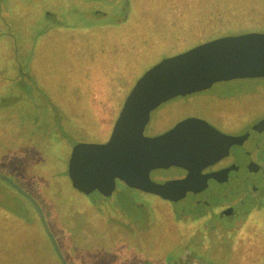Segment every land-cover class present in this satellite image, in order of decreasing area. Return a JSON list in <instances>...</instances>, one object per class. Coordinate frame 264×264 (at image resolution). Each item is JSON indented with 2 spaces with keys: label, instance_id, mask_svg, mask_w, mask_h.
<instances>
[{
  "label": "rangeland",
  "instance_id": "1",
  "mask_svg": "<svg viewBox=\"0 0 264 264\" xmlns=\"http://www.w3.org/2000/svg\"><path fill=\"white\" fill-rule=\"evenodd\" d=\"M60 1L82 14L73 11L76 15L68 21L56 12L50 19L40 15L43 0H0V37H9L0 42V264H166L169 260L186 264L190 253L199 254L201 247L181 245L198 240L197 228L191 231L193 225L183 224L177 214L181 208L193 207L190 212L202 217L203 209L188 200L177 207L139 195L117 181L109 197L96 192L84 195L70 180L71 156L76 146L100 144L111 135L129 92L163 59L223 35L264 33L261 19L249 15L253 4L258 9L264 4L258 0ZM41 26L52 29L37 43ZM228 88H235L231 99L236 111L228 116L235 120L232 130L241 131L264 117V79L219 82L209 94H228ZM199 112L207 115L206 110ZM226 120H219L220 126L225 127ZM150 128L144 129L145 137H152ZM237 150L230 155L241 162ZM9 172L14 174L8 176ZM176 172L155 170L150 179ZM259 178L254 179L257 184L264 181ZM262 185H256L262 195L244 201V209L240 200H234L233 217L220 219L205 212L206 225L201 227H222L212 240L216 246L203 259L219 257L220 246L231 242L233 227L238 235L232 234V243L245 252L242 263L264 264ZM229 194L225 190L218 195ZM11 232L13 241L8 238ZM188 232L190 237L184 240L182 234ZM207 239L202 236L198 244L208 243Z\"/></svg>",
  "mask_w": 264,
  "mask_h": 264
},
{
  "label": "water",
  "instance_id": "2",
  "mask_svg": "<svg viewBox=\"0 0 264 264\" xmlns=\"http://www.w3.org/2000/svg\"><path fill=\"white\" fill-rule=\"evenodd\" d=\"M238 79H264V33L221 36L163 59L129 92L109 140L104 144L76 146L68 173L72 185L84 195L98 192L109 197L115 182L121 181L129 188L176 203L186 201L189 194L207 188L213 190L237 175L258 174L254 179L260 177L261 182L264 171L251 162L250 154L258 148L264 150V117L239 136L223 135L206 123L194 120L181 122L155 138L145 137L143 133L150 112L160 104L208 89L214 83ZM234 148L238 149L235 155L242 158L241 162L200 177L202 169L229 156ZM171 166L187 170V177L164 184L150 181L152 170ZM243 178L239 176L236 182L225 187L236 188ZM39 215L46 228L41 212Z\"/></svg>",
  "mask_w": 264,
  "mask_h": 264
},
{
  "label": "flooded vegetation",
  "instance_id": "3",
  "mask_svg": "<svg viewBox=\"0 0 264 264\" xmlns=\"http://www.w3.org/2000/svg\"><path fill=\"white\" fill-rule=\"evenodd\" d=\"M213 85H211L208 89H205V90H202L196 93H192V94L185 95V96H178L173 99H170L160 104L156 109L151 111L149 115V120L146 126L151 127L150 132L152 134L151 135L152 137H148V138H155V137L161 136L173 130L181 122L190 121V120L200 121L201 123H206L209 127L213 128L214 130L226 136H239L243 134L245 132L244 130H246V128L249 127L253 121H251L246 126L245 129L243 128L244 130L242 129L241 131H236V132L232 130L233 128L232 125H235V120L234 119L231 120L229 118L231 116L229 115L231 114L235 115V111H236L235 103L231 99L235 92V88H228L231 90V92H229L228 94L221 92V91L213 93V94H209V91L211 90ZM196 109H200V110L197 111ZM205 110L207 112L206 116L200 114L199 111L202 112ZM151 113H153L154 115H151ZM223 117L228 118V120H226V123L224 124L225 127L223 125L220 126L221 125L220 121L222 120ZM211 119H216V123L212 122ZM109 138L110 136L103 143H100V144L106 143L109 140ZM263 151L264 150L258 148L252 151V153L250 154L251 162L254 165H257L258 167H260L262 171H264V154H263L264 152ZM244 154H248L246 150H244ZM246 162H247V159H246ZM234 164L237 165V159L234 155L223 157L219 159L217 162H215L214 164L202 169L200 171V177L210 175L213 173H217L224 169H228ZM169 168H174L177 170V172L175 174L168 176L167 178H163V175H162L163 173H161L156 176L155 181H152L151 179L150 181H152L155 184H164L169 181L184 180L188 175V172L185 169L178 168V167H172V166ZM169 168H165V169H169ZM155 170H164V169L161 168V169H155ZM155 170H152V171H155ZM150 173H149V178H150ZM252 174L253 173L250 172L244 175H239V176H244V178L241 180V183L235 189H229V188L227 189L225 185L233 184L234 182H236L237 178L239 177L238 175L236 176V178L229 177L227 181H225L224 183L220 185H217V187L213 190H211V188H207V190H203L195 194H189L185 197V199L187 198L186 200L192 201L193 206H196L199 209H203L205 212H207V210L212 212L214 217H219L220 219L229 217V216L233 217L235 215L234 214L235 207L233 208L231 204L234 202V200H238V201L240 200L241 204H238V205H241V208L244 209L245 207L244 201L246 202L248 198H253L255 196L262 195V194H259L260 190L256 185L263 186L262 184L264 181L260 184H257L256 181L253 179L254 177L252 178L251 176ZM117 182H121V181H117ZM238 187L241 188L240 191H238L237 189ZM225 190H229L230 194L231 193L232 194L225 195V196L218 195L220 191H225ZM135 191L138 192L139 195L140 193L142 195L143 194L149 195V196L151 195L164 202L170 203L174 206H179L176 204H178V202L180 203L183 202V200H180L176 202L175 204L174 202L164 200L156 195L144 193L139 190H135ZM252 193L254 195H252ZM239 196H242V199H237V197ZM192 210H193V207L192 208L190 207L181 208L180 210L181 212L177 214L181 216L180 219L183 220V224L193 225V228H191V231L197 228L198 240L192 241V243H189V245L187 246H185L187 242L181 243V245L182 246L184 245V247L192 246L194 247L195 250H196L195 247H201L199 254L194 255V253L192 252L190 253V256H191L190 259L188 260L183 259L187 261L186 264H245V263H242L241 261L245 258V255H244L245 252H242V249L241 250L239 249L238 243H231V242L223 243L222 246H220V248L218 249L220 251L219 257H212L210 255L208 260L207 259L205 260L202 258L203 254L209 253L207 251H209L213 245L216 246V244L212 243V240L215 237V235H217L218 233V232L216 233V230L218 231L221 230L222 226H219V227L208 226L209 229L206 227H201V226L206 225L205 220H204L206 213L204 212V215L201 217L200 216L201 214L190 212ZM177 224H179V221H177ZM229 229L230 231H232V232H229V234L231 233L229 235V237L231 238V235L235 233L234 231L235 228L232 227ZM183 236L185 237L184 240L189 239L190 232H188L187 234H183ZM202 236L208 237L207 239L209 240L208 243L198 244ZM176 245L177 244H173V246H176ZM179 258L181 259V257ZM248 263H252V262H248ZM166 264H185V263L181 261H176V260H169Z\"/></svg>",
  "mask_w": 264,
  "mask_h": 264
},
{
  "label": "trees",
  "instance_id": "4",
  "mask_svg": "<svg viewBox=\"0 0 264 264\" xmlns=\"http://www.w3.org/2000/svg\"><path fill=\"white\" fill-rule=\"evenodd\" d=\"M44 1V5H43V3H42V9L41 10H43V13L44 14H41V12H40V15H41V17H43V16H49V18L51 19L52 18V16L54 15H52V13H56V12H60V14L62 15V17L64 16L65 18H66V20H68V21H71L72 20V18H74L75 17V12H73V11H76L77 13H78V9H76L75 8V6L73 5H66V3H64V2H61L60 0H43ZM254 1V0H253ZM260 3L261 2H263L262 4H264V0H258ZM254 2H256L257 3V1L255 0ZM256 4H253L252 5V7H251V11H250V13H249V15H251V16H254V18L256 19V18H259V19H261V21L264 23V8H262V9H258L259 7H256L255 6ZM13 6H16V7H18L19 5H15V4H13ZM36 10V9H35ZM80 12V11H79ZM70 13H72L71 15H72V17L70 16ZM79 14V13H78ZM80 14H82L81 12H80ZM79 14V15H80ZM71 17V18H70ZM67 25H69V24H71V23H66ZM44 26H41V29L43 28ZM66 28H69V29H71L69 26H65ZM40 29V30H41ZM50 29H52V28H43V30L41 31V33L38 35V40H37V43L40 41V39H41V37L43 36H45L46 35V33L50 30ZM40 30L39 31H36V32H40ZM245 32V31H244ZM238 33H241V32H236V33H232V34H238ZM232 34H227V35H232ZM223 36H225V35H223ZM6 38H9L7 35H5V34H2V36L0 37V42L2 43L3 42V39H6ZM210 41V40H209ZM0 43V44H1ZM37 43H35V45L37 44ZM204 43V42H203ZM202 44V43H201ZM3 74H7L6 72H3ZM32 74V73H31ZM5 85V87H6V84H4ZM5 89V88H4ZM14 174V172H9L8 173V176H11V175H13ZM12 177H15V176H12ZM9 222V221H8ZM2 223V222H1ZM8 238H9V241H13L14 239L13 238H15V235L13 234V232H11V233H8ZM8 241V242H9ZM4 242V241H3ZM58 253V252H57ZM65 263V262H64ZM66 264V263H65Z\"/></svg>",
  "mask_w": 264,
  "mask_h": 264
},
{
  "label": "crops",
  "instance_id": "5",
  "mask_svg": "<svg viewBox=\"0 0 264 264\" xmlns=\"http://www.w3.org/2000/svg\"><path fill=\"white\" fill-rule=\"evenodd\" d=\"M183 234H184V233H183ZM183 234H182V235H183ZM234 234H235V235H238L237 231H236ZM232 238H233V236L231 235V238H230L231 243L233 242V239H232Z\"/></svg>",
  "mask_w": 264,
  "mask_h": 264
}]
</instances>
